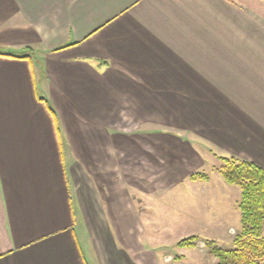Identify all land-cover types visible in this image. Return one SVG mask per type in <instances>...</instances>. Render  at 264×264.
Instances as JSON below:
<instances>
[{
    "label": "crops",
    "instance_id": "obj_1",
    "mask_svg": "<svg viewBox=\"0 0 264 264\" xmlns=\"http://www.w3.org/2000/svg\"><path fill=\"white\" fill-rule=\"evenodd\" d=\"M204 156L264 169V0H0V264H216Z\"/></svg>",
    "mask_w": 264,
    "mask_h": 264
},
{
    "label": "trees",
    "instance_id": "obj_2",
    "mask_svg": "<svg viewBox=\"0 0 264 264\" xmlns=\"http://www.w3.org/2000/svg\"><path fill=\"white\" fill-rule=\"evenodd\" d=\"M218 173L222 179L240 189V233L233 240V248L223 249L212 240H203L216 264H263L264 262V169L235 157H219ZM191 181H206L205 173H193ZM201 239L190 236L179 240L178 248H191Z\"/></svg>",
    "mask_w": 264,
    "mask_h": 264
},
{
    "label": "rangeland",
    "instance_id": "obj_3",
    "mask_svg": "<svg viewBox=\"0 0 264 264\" xmlns=\"http://www.w3.org/2000/svg\"><path fill=\"white\" fill-rule=\"evenodd\" d=\"M187 120V118H184ZM147 128V127H146ZM149 129L153 128V126H149ZM204 165L201 166V169L198 170V173H205L206 175H208V177H210L211 179V184H202L198 191H197V198H207V197H214V193L216 192L217 194H215L217 197H219L220 199L217 201V204H212L213 209L212 211L215 213V217L217 218H225L227 216V212L226 209L228 208L229 204L228 201H226L224 199V196L218 194V191H216L215 187H214V181L215 179H217L215 177V173H218V168L220 167V163L219 161L216 159V161H214L213 159H211L210 157H205L204 156ZM239 159V158H238ZM239 160H243V159H239ZM245 161V160H243ZM180 193V192H179ZM177 193V194H179ZM183 193H180V195L182 196ZM224 199V200H223ZM219 202V203H218ZM199 206V205H198ZM226 219H218L217 223L219 225V227H223L224 223H225ZM233 220H231L232 222ZM205 238H210V237H205Z\"/></svg>",
    "mask_w": 264,
    "mask_h": 264
}]
</instances>
